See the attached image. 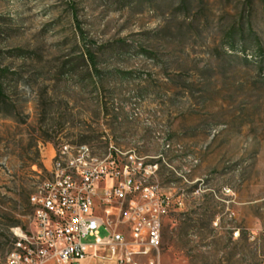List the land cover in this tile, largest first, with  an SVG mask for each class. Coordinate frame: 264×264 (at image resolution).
I'll use <instances>...</instances> for the list:
<instances>
[{"label": "rangeland", "instance_id": "rangeland-1", "mask_svg": "<svg viewBox=\"0 0 264 264\" xmlns=\"http://www.w3.org/2000/svg\"><path fill=\"white\" fill-rule=\"evenodd\" d=\"M0 76V264L63 144L153 167L138 264H264V0H0Z\"/></svg>", "mask_w": 264, "mask_h": 264}, {"label": "built area", "instance_id": "built-area-1", "mask_svg": "<svg viewBox=\"0 0 264 264\" xmlns=\"http://www.w3.org/2000/svg\"><path fill=\"white\" fill-rule=\"evenodd\" d=\"M123 154L111 146L101 156L88 144L53 149L48 176L30 197L29 225L12 228L4 264H138L157 251L171 199L146 182L151 165ZM110 216L122 218L114 224Z\"/></svg>", "mask_w": 264, "mask_h": 264}, {"label": "trees", "instance_id": "trees-1", "mask_svg": "<svg viewBox=\"0 0 264 264\" xmlns=\"http://www.w3.org/2000/svg\"><path fill=\"white\" fill-rule=\"evenodd\" d=\"M92 60V58H91ZM4 97V93H3V85H2V80H1V76H0V100H2Z\"/></svg>", "mask_w": 264, "mask_h": 264}, {"label": "crops", "instance_id": "crops-1", "mask_svg": "<svg viewBox=\"0 0 264 264\" xmlns=\"http://www.w3.org/2000/svg\"><path fill=\"white\" fill-rule=\"evenodd\" d=\"M84 262H89V263H90V262H93V261H90V260H86V261H84ZM84 262H83V263H84ZM83 263H82V264H83Z\"/></svg>", "mask_w": 264, "mask_h": 264}]
</instances>
